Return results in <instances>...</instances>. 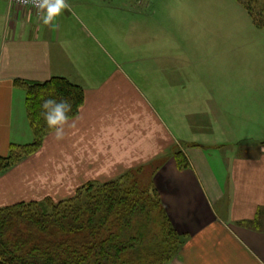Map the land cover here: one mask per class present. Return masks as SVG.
Here are the masks:
<instances>
[{
	"label": "crops",
	"instance_id": "crops-1",
	"mask_svg": "<svg viewBox=\"0 0 264 264\" xmlns=\"http://www.w3.org/2000/svg\"><path fill=\"white\" fill-rule=\"evenodd\" d=\"M70 12L46 26L34 11L0 0V157L34 140L18 83L64 78L84 92L62 140L52 131L35 154L0 174V208L64 199L159 160L155 184L185 241L167 264H264V229L247 227L264 224V43L254 47L259 57L246 52L245 71L224 62L228 71H213L200 88L206 78L196 75L193 85L178 65L181 48L148 43L146 58L132 56L126 69L107 50L117 38L105 39L100 24L93 35ZM176 150L188 168H176Z\"/></svg>",
	"mask_w": 264,
	"mask_h": 264
},
{
	"label": "trees",
	"instance_id": "trees-1",
	"mask_svg": "<svg viewBox=\"0 0 264 264\" xmlns=\"http://www.w3.org/2000/svg\"><path fill=\"white\" fill-rule=\"evenodd\" d=\"M235 1L255 27L264 31V0ZM18 84L25 91L34 140L28 145H11L8 156L0 157V174L35 154L45 137L54 131L47 127L41 115L45 99L68 98L72 103L69 113L72 118L84 102L82 88L64 78ZM174 159L179 170L189 167L182 151L176 150ZM131 176L128 171L105 182H89L60 200L46 197L0 208V264L171 262L182 244L171 228L158 193H153L152 200L138 184H129ZM156 225L161 227L159 239L153 238L150 231L141 230ZM170 238H174L171 243L175 244L172 252H169Z\"/></svg>",
	"mask_w": 264,
	"mask_h": 264
},
{
	"label": "rangeland",
	"instance_id": "rangeland-1",
	"mask_svg": "<svg viewBox=\"0 0 264 264\" xmlns=\"http://www.w3.org/2000/svg\"><path fill=\"white\" fill-rule=\"evenodd\" d=\"M68 4L71 5L70 14H76L82 23L89 26L93 35L98 37L103 32L97 26L100 24L105 31V39L109 36L113 42L117 38L118 43H107V50L126 69L132 66V56L139 61L146 58L148 43H151L150 46L160 43L159 46L157 44L159 51L166 50L168 43H172L176 51L181 48L183 52L178 65L182 67L184 76L186 74L187 81L194 85L198 82L196 75L206 78L199 84L200 88L211 83L213 71H228V65H222L224 62L233 65L230 71H245L248 64L246 52L259 57L261 50L254 47L264 43V31L255 27L235 0H70ZM70 23L76 22L70 18ZM92 25L97 28L93 29ZM197 43H203V46ZM136 82L146 94V79L141 77ZM157 89L160 88L157 86ZM149 98L153 100L151 94ZM161 164L159 160L151 161L145 166L127 170L132 175L128 179L129 184H138L152 200L154 192L161 199L155 184ZM175 164L178 169L176 161ZM257 222V225L252 223L247 227L264 229L261 220ZM171 226L182 244L181 250L185 241ZM160 229L156 225L155 228L147 226V229L141 230L150 231L153 238L159 239ZM173 239L170 238L169 252L175 247L171 243Z\"/></svg>",
	"mask_w": 264,
	"mask_h": 264
},
{
	"label": "clouds",
	"instance_id": "clouds-1",
	"mask_svg": "<svg viewBox=\"0 0 264 264\" xmlns=\"http://www.w3.org/2000/svg\"><path fill=\"white\" fill-rule=\"evenodd\" d=\"M36 7L39 9L38 15L43 25H52L56 27V19L69 9L70 6L66 0H37ZM42 113L47 127L54 130L55 138L62 140L65 136V125L72 119L69 113L72 112V103L68 98L45 99L41 105ZM74 127L75 125H69Z\"/></svg>",
	"mask_w": 264,
	"mask_h": 264
},
{
	"label": "built area",
	"instance_id": "built-area-1",
	"mask_svg": "<svg viewBox=\"0 0 264 264\" xmlns=\"http://www.w3.org/2000/svg\"><path fill=\"white\" fill-rule=\"evenodd\" d=\"M10 2L17 7L32 10L38 15L39 9L36 7L37 0H10Z\"/></svg>",
	"mask_w": 264,
	"mask_h": 264
}]
</instances>
